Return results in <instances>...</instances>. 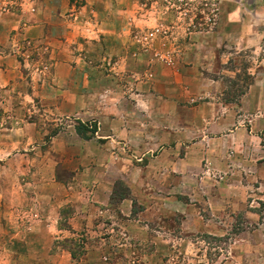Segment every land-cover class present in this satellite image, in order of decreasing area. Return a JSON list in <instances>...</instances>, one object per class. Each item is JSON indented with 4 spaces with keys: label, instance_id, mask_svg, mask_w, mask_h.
<instances>
[{
    "label": "rangeland",
    "instance_id": "rangeland-1",
    "mask_svg": "<svg viewBox=\"0 0 264 264\" xmlns=\"http://www.w3.org/2000/svg\"><path fill=\"white\" fill-rule=\"evenodd\" d=\"M101 1L97 7H104L108 3L111 18L103 21V26L99 25L100 37L113 32L119 35L122 51H127L135 62L143 61L144 67L140 72L118 70L117 65L111 68L112 65L106 62L117 60L119 56L114 52L105 53L99 57V64L104 63L97 70V73L100 71L97 77L105 80L118 78L121 83L117 92L125 96L137 92L132 80L144 82L140 88L145 90L142 92L145 97L142 98H146L147 133L142 138L147 141V155L167 148L166 156L178 158L181 163L179 169L185 167L186 162H191L193 166L192 171L185 170L187 173L183 176L188 174V178L180 177L175 188H165L171 181L169 176L160 180L164 186L158 192L178 202L186 203L189 200V203H194L195 210L189 214L198 215L201 220L194 228L187 229L185 213L178 212L176 204L170 205L163 198L159 200L161 207L157 213L147 211L140 219L147 223L148 234L154 233V229L160 232L156 234L155 243L149 238L140 243L128 236H124V239L119 232L125 230H113L110 232L109 252L104 254L106 259L100 258L103 254H95L97 258L93 263L264 264V172H260V168H264V0ZM71 2L74 4L67 5L66 12L74 13L76 11L70 9L85 1ZM78 25L81 34L91 35L92 31H96L95 26L83 15ZM79 40H83L85 46L89 44L85 40L92 41L88 36L80 37ZM98 42L102 43L101 38ZM46 51V47L42 46L41 53ZM92 58L90 56L88 60L96 63ZM43 64L44 61L38 64L41 69ZM123 71L126 81L131 80L127 86ZM151 73L154 75L151 76ZM98 79L95 78V82ZM98 86L100 96L106 95L107 82L98 83ZM160 96L165 100L159 103V112L149 115V109L154 106V102L158 103ZM242 99L243 108H248L251 102L253 109L261 110V113H256L259 117L256 118L251 111L238 109ZM107 101L108 98L98 100L94 106L97 114L82 121L49 114L43 111L39 103L29 101L30 108L34 109L33 114L20 118L27 117L33 122L41 147H45L50 137L61 127L69 123L75 130L80 121L85 136L76 134L84 140L93 138L94 148L112 136L117 143L111 141L106 150L111 153L126 151L128 148L123 145L125 140L120 139L119 132H113L111 123H114L112 120L115 118L119 119L116 126H124L127 116L123 117L121 111L120 115L106 112L110 105ZM202 102L228 105L236 114L233 125H250L259 118L263 124L254 126L257 128L252 132L255 137L251 138L246 148L226 146L221 135L226 131L227 124L219 126V130L223 129L219 132L206 130L210 120L215 119L214 116L207 115L205 118L201 115L202 118L192 127L188 126L190 116L192 119L198 118L193 106ZM135 104L133 97L123 101L121 96L117 102L114 101L115 108L119 110ZM202 111L199 110V113L202 114ZM221 113L224 114L225 110ZM156 125L162 129H156ZM191 143L194 147L187 148L186 145ZM211 159L218 161L215 166ZM109 162L113 165L111 160ZM91 163L89 161L88 165ZM57 165L56 170L66 171L61 168V164ZM116 172L113 173L112 210L115 208L114 202L127 195L126 185ZM60 174L65 176L66 172ZM178 174L182 175L181 172ZM228 184L231 186V190L227 191L229 200L220 213L211 212L206 199L209 191H218L221 185L229 189ZM62 209V216L71 211L67 205ZM119 217L114 215L112 220L117 223L121 220ZM105 219L109 221V217ZM61 225L65 226V222L62 221ZM100 227L105 228L97 229L105 241L107 226L101 223ZM90 230L88 228L83 243L76 240L71 245L74 249L73 259L80 260L98 242L93 243L98 238ZM57 246L70 247V243H64V239L56 240L51 250H57Z\"/></svg>",
    "mask_w": 264,
    "mask_h": 264
},
{
    "label": "crops",
    "instance_id": "crops-1",
    "mask_svg": "<svg viewBox=\"0 0 264 264\" xmlns=\"http://www.w3.org/2000/svg\"><path fill=\"white\" fill-rule=\"evenodd\" d=\"M71 1L0 0V264H94L98 254H103L100 258L106 259L104 254H108L112 238L110 232L120 229L125 230L119 232L124 239L128 236L140 243L149 238L155 243L156 234L160 232L154 229V233L148 234L147 223L140 219L147 211L157 213L161 207L159 200L163 198L170 205L176 204L178 212L185 213L187 229L194 228L200 219L198 215L189 214L195 210L194 203H189V200L178 202L158 192L164 186L160 180L169 176L171 181L165 188H175L178 179L190 169L192 171L193 166L191 162H186V166L179 169L180 161L167 157V148L147 155V141L142 138L147 133L146 98H142L145 97V93L142 94L145 90L140 88L144 82L132 80L137 92L125 96L118 93L121 83L118 78L105 80L97 77L100 73L97 70L104 63L99 64L98 60L105 53L114 52L119 56L115 61L106 62L112 65L111 68L117 65L118 70L140 72L144 67L143 61L135 62L127 51H122L119 35L113 31V34L100 37L99 25L103 26V21L111 18L108 3L97 7L101 0H84L80 6L70 9L77 13L66 12L67 5L74 4ZM82 15L95 26L96 31L90 30L93 34H81L79 31L78 22ZM83 36L92 40H85L89 43L86 46L83 40H79ZM100 38L102 43L98 42ZM42 46L46 47V53H41ZM90 56L96 63L88 60ZM40 61L45 62L42 69L38 65ZM122 75L126 81L124 71ZM103 82H107L108 91L100 96L98 83ZM129 82L131 80L125 85ZM119 95L123 101L128 97L135 98V106L116 109L114 101L120 99ZM104 98H108L107 103H110L106 112L120 115L121 111L123 117L127 116L124 126H116L119 119L115 118L111 123L113 132H119L120 139L125 140L126 151L118 154L106 150L111 141L117 143L112 136L94 148L93 138L81 139L69 123L57 130L45 147L39 145L34 124L27 118L34 111L29 101L39 103L49 114L82 121L97 114L94 106ZM159 98L158 103L154 102L149 109V115L159 112V103L164 99ZM242 104L243 99L238 109L251 111L256 118L259 117L256 113H261V110L253 109L251 102L248 108H243ZM193 110L198 118L190 116L188 126L192 127L201 115L205 118L207 115L214 116L206 130L219 132L223 130H219V126L227 124L221 140L226 146L233 145L238 149L246 148L254 136L252 132L257 130L254 126L263 124L259 118L250 125H233L236 120L234 110L221 103L202 102L195 104ZM199 110H203L202 114ZM21 116L27 117L23 119ZM156 129L162 128L156 125ZM192 144L186 145L187 148L194 147ZM211 160L214 166L218 162ZM89 161L92 163L88 165ZM57 164H61L66 171L56 170ZM260 170L264 172V168ZM60 172H66V175ZM114 172L126 185L127 195L114 202L112 210ZM187 175L182 178H188ZM228 190L231 186L227 189L221 185L218 191H209L206 199L211 212L222 211L229 200ZM65 205L71 211L62 216ZM114 215L120 216L121 220L114 222ZM62 221L65 226L61 225ZM101 223L107 226L105 241L97 230L105 229L100 227ZM88 228L98 238L93 243L98 242L80 260L73 259L66 248L57 246V250H51L56 240L65 238L83 243Z\"/></svg>",
    "mask_w": 264,
    "mask_h": 264
},
{
    "label": "trees",
    "instance_id": "trees-1",
    "mask_svg": "<svg viewBox=\"0 0 264 264\" xmlns=\"http://www.w3.org/2000/svg\"><path fill=\"white\" fill-rule=\"evenodd\" d=\"M241 93V92H240ZM82 127V123L79 121L78 122V125H77V127L75 128V131H76V133L78 134V135H80V134H82V137L83 136H85L84 135V129L83 128H81ZM87 137V136H86ZM122 197H124V196H122ZM122 197H120V198H122ZM74 242H75V240L74 239H71V238H65L64 239V243H70V247H64V248H66L69 252H70V255H71V257L73 258L74 257V253H73V248H71V245L72 244H74Z\"/></svg>",
    "mask_w": 264,
    "mask_h": 264
}]
</instances>
